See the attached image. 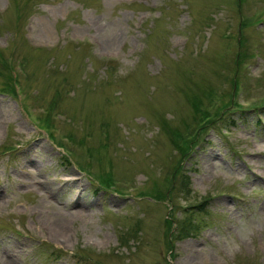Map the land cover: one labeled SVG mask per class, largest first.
<instances>
[{
    "label": "rangeland",
    "instance_id": "rangeland-1",
    "mask_svg": "<svg viewBox=\"0 0 264 264\" xmlns=\"http://www.w3.org/2000/svg\"><path fill=\"white\" fill-rule=\"evenodd\" d=\"M95 262L264 264V0H0V264Z\"/></svg>",
    "mask_w": 264,
    "mask_h": 264
},
{
    "label": "trees",
    "instance_id": "trees-1",
    "mask_svg": "<svg viewBox=\"0 0 264 264\" xmlns=\"http://www.w3.org/2000/svg\"><path fill=\"white\" fill-rule=\"evenodd\" d=\"M189 191L188 190V181L186 182V187H185V191ZM168 222V221H167ZM168 224L170 225V223L168 222ZM195 230L197 229V227H194ZM192 230L191 226L188 223H183L179 226L178 230L176 231V235L178 237V239H183L186 238L190 231ZM192 234V233H191ZM51 249V254L55 255V254H61L62 252L60 250L55 249L54 247L49 246ZM95 264H101L100 262H95Z\"/></svg>",
    "mask_w": 264,
    "mask_h": 264
}]
</instances>
